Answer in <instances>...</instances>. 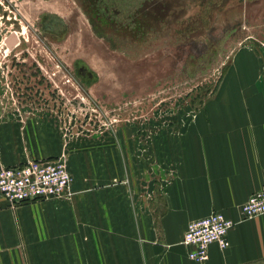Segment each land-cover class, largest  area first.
I'll return each instance as SVG.
<instances>
[{
	"label": "rangeland",
	"instance_id": "374dc122",
	"mask_svg": "<svg viewBox=\"0 0 264 264\" xmlns=\"http://www.w3.org/2000/svg\"><path fill=\"white\" fill-rule=\"evenodd\" d=\"M238 70L264 89V0H0V128L21 163L64 156L81 187L120 178L145 192L150 156ZM95 226L92 264H116Z\"/></svg>",
	"mask_w": 264,
	"mask_h": 264
},
{
	"label": "crops",
	"instance_id": "0c3cea01",
	"mask_svg": "<svg viewBox=\"0 0 264 264\" xmlns=\"http://www.w3.org/2000/svg\"><path fill=\"white\" fill-rule=\"evenodd\" d=\"M234 74L190 129L150 156L153 173L145 192L120 178L78 186L68 163L72 190L84 188V198L13 204L0 196V264H76L77 245L92 264L99 223L100 253L110 263L200 264L188 258L182 237L189 222L212 212L235 224L228 246L211 244L203 264H264V215L240 220V206L261 187L264 175V89L251 72ZM4 130L0 166L19 165L25 154L13 152ZM120 166L117 177L125 174L124 159Z\"/></svg>",
	"mask_w": 264,
	"mask_h": 264
},
{
	"label": "built area",
	"instance_id": "2783aa9c",
	"mask_svg": "<svg viewBox=\"0 0 264 264\" xmlns=\"http://www.w3.org/2000/svg\"><path fill=\"white\" fill-rule=\"evenodd\" d=\"M71 182L64 156L0 166V196L13 204L68 196ZM240 213V220L264 215V175L261 187L240 206ZM234 224L221 212H212L189 222L182 237V244L189 248L188 258L203 264L208 259L211 244L216 243L225 249L228 246L227 233Z\"/></svg>",
	"mask_w": 264,
	"mask_h": 264
}]
</instances>
